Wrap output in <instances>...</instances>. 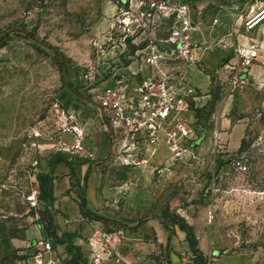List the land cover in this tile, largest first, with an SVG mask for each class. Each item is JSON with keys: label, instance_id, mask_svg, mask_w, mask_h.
<instances>
[{"label": "crops", "instance_id": "1", "mask_svg": "<svg viewBox=\"0 0 264 264\" xmlns=\"http://www.w3.org/2000/svg\"><path fill=\"white\" fill-rule=\"evenodd\" d=\"M175 1L187 7L194 25L193 39L198 42L191 52V64L174 61L175 69L184 73L187 84L183 88L193 94L191 110L182 115L193 129L191 148L185 146L183 160L175 162L163 143L148 145L143 154L146 163L121 164L116 153L122 145L113 147L94 95L119 84L135 87L151 69L142 56L146 46L140 44L142 38L135 44L130 39L124 42L123 31H119L105 50L99 44L93 81L73 68L63 71L59 104L82 129V150L73 149L76 140L64 131L41 157L34 184L39 207L52 218L54 237L45 235L38 217L19 232L15 243L29 257L28 264H34L37 254L46 264H93L97 256L101 257L97 264H197L187 233L172 223L168 211L182 212L180 217L192 229L197 249L209 264H250L238 255L214 257L222 245L216 215L210 208L208 214L201 211L195 218L181 210L183 185L179 181L188 162L191 172L197 173L203 169L201 163L228 157L243 141L264 140V21L252 31L245 27L264 10V0ZM139 2L117 0L106 15L114 18L125 4L136 6ZM114 21L105 25L112 28ZM250 46L256 47L258 60L248 72L247 86L237 97L225 96L223 103L215 106L207 136L201 140L205 126L199 124L196 111L209 104L213 80H225L224 65L234 61L235 50ZM131 152L122 154L133 159ZM201 186L191 185V190L199 191ZM213 187L209 185L215 191ZM187 202L190 207H215L219 200L213 196ZM45 241L52 244L48 252H42L39 245Z\"/></svg>", "mask_w": 264, "mask_h": 264}, {"label": "rangeland", "instance_id": "2", "mask_svg": "<svg viewBox=\"0 0 264 264\" xmlns=\"http://www.w3.org/2000/svg\"><path fill=\"white\" fill-rule=\"evenodd\" d=\"M115 1L0 0V264H28L29 257L15 239L45 212L29 199L36 190L42 155L65 131L59 104L63 71L70 67L85 77L98 67V45L105 50L116 38L110 24L105 25L115 20L106 15ZM167 66L175 68V62ZM227 80L228 71L225 80H213L209 104L196 111L199 124L205 126L201 140L215 108L223 103ZM263 150L264 140L243 141L228 157L201 163L203 169L197 173L191 172L190 162L184 167L180 208L194 218L201 211L208 214L209 208L216 215L222 241L216 258L238 255L250 264H264ZM238 161L247 166L246 172L237 170ZM191 185L202 186L196 191ZM213 196L219 200L215 207L187 205L191 198ZM180 215L167 213L172 223L187 225ZM194 257L209 264L200 252Z\"/></svg>", "mask_w": 264, "mask_h": 264}, {"label": "built area", "instance_id": "3", "mask_svg": "<svg viewBox=\"0 0 264 264\" xmlns=\"http://www.w3.org/2000/svg\"><path fill=\"white\" fill-rule=\"evenodd\" d=\"M123 1L126 3L127 0ZM124 6L115 15L113 35L123 31L124 42L130 39L131 44L142 38L140 44H146L141 50L142 56L151 72L140 78L135 87L119 84L98 90L94 95L95 102L113 147L122 145L123 149L116 153L117 158H122V165L146 163L143 157L145 147L160 143L164 144L175 162L182 161L184 147L192 146L193 131L182 115L191 110L189 99L193 94L192 90L187 92L183 88L187 84L184 73L166 67L167 63L174 61L193 62L191 52L198 44L192 35L194 25L187 7L175 0H140L136 6L130 3ZM263 21L264 10L250 18L245 27L252 31ZM216 23L214 20L213 24ZM257 60L258 51L255 46L235 50L234 61L224 65L228 71L224 90L226 97L235 98L243 91L248 84V72ZM94 71L85 75L88 81H93ZM60 114L65 131L71 133L76 140L73 149L82 150V129L77 127L73 117L65 110H61ZM129 149H132L129 155L134 156L133 159L122 154ZM235 165L238 171H247V166L242 161ZM37 198L38 191L34 190L29 200L36 205ZM39 245L42 252L52 249L50 241ZM39 256L37 254L33 257L34 264H46ZM100 260L101 257L97 256L93 264Z\"/></svg>", "mask_w": 264, "mask_h": 264}, {"label": "trees", "instance_id": "4", "mask_svg": "<svg viewBox=\"0 0 264 264\" xmlns=\"http://www.w3.org/2000/svg\"><path fill=\"white\" fill-rule=\"evenodd\" d=\"M83 208V205H81ZM40 218L38 219V223L40 226L43 228V231L45 235L50 238L54 237V227H53V222L50 214L48 213L47 210L45 212L40 214ZM83 215L88 217L89 215L83 211ZM179 227L187 233V238L190 242L191 250L193 252V255L197 256L199 254V251L197 249V239L195 238L192 229L186 225L183 221L179 222ZM197 264H205L204 261H196ZM75 264V263H72Z\"/></svg>", "mask_w": 264, "mask_h": 264}]
</instances>
